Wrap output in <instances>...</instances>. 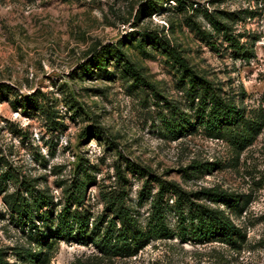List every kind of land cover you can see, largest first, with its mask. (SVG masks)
<instances>
[{
	"label": "rangeland",
	"instance_id": "374dc122",
	"mask_svg": "<svg viewBox=\"0 0 264 264\" xmlns=\"http://www.w3.org/2000/svg\"><path fill=\"white\" fill-rule=\"evenodd\" d=\"M150 1L0 0V248L8 261L38 264L25 251L40 250L9 201L45 192L56 215L82 164L92 179L78 207L91 212L90 227L110 214L107 197L124 187L146 229L164 180L199 193L191 200L221 209L242 235L183 237L172 189L164 196L172 235L150 237L133 255L54 238L43 264H264V0H154L148 8ZM107 49L106 65L97 66L96 54ZM170 49L239 105L245 120L263 122L250 144L238 145V130L215 137L188 126L198 98ZM208 189L234 200L215 201Z\"/></svg>",
	"mask_w": 264,
	"mask_h": 264
},
{
	"label": "trees",
	"instance_id": "16d2710c",
	"mask_svg": "<svg viewBox=\"0 0 264 264\" xmlns=\"http://www.w3.org/2000/svg\"><path fill=\"white\" fill-rule=\"evenodd\" d=\"M149 7H155L154 0L149 2ZM209 19L218 32L223 33L234 45L240 46L239 39L233 35L227 23L220 21L217 17L211 16ZM133 34L134 32H131L132 36H134ZM149 35L151 34L148 32L140 34L142 37ZM154 36L158 37L157 34H154ZM209 36L208 34V38H210ZM115 51L119 55H123L122 49L116 48ZM106 54H111L109 49L96 54L95 63L97 66L106 65ZM169 54L182 68L183 76L187 75L188 80L185 84L188 85L187 90L192 95V99L198 98L196 119L186 118L185 121L188 126L193 128L198 124L204 128L209 136L215 137H223L228 130L231 133L238 130L235 135L238 145L250 144L255 136L260 133L263 122L252 118L245 120V111L234 101L217 93L216 87L212 86L210 81L203 77H197L186 58L177 49H170ZM127 63L126 60L124 64L127 65ZM86 69V71L89 70V68ZM176 132L182 134L183 129L179 126ZM199 166L200 163L195 167ZM79 169L82 171H79ZM77 173L73 183L67 188L69 191L66 204L56 215L53 212L55 205L53 197L45 192L36 194L32 201H26L23 196L19 195L13 196L12 201H9L16 214L17 224L27 227L28 236L36 243V247L40 248L39 251L26 250V256L30 257L28 260L43 264V248L48 246L54 238L68 242L74 241L84 245L92 242L100 251L108 254L133 255L149 241L150 237L169 236L174 233L167 225V208L164 203L165 194L172 192V189L178 195L176 211L182 219L181 228L183 230H180V234L183 237L190 234L199 242L213 240V238L234 242L242 235L241 228L221 209L191 200L190 194L199 193H188L183 191L177 184L164 180L159 181L160 189L151 200L152 210L146 229L134 216L132 207L126 204L124 187L121 188L119 193L107 197V210L110 214L107 217L98 216L93 226L90 227L91 212L78 206H81L84 202L86 185L92 177L86 166L82 164L79 165ZM204 192L207 196H214L213 200L215 201L224 199L226 202H232L234 200L232 194L223 191L218 192L208 189ZM142 193H144V190ZM73 205L77 207L72 208ZM185 209H187V212H185ZM49 238L53 239L49 240ZM4 255L5 251L0 248V264H17L8 261Z\"/></svg>",
	"mask_w": 264,
	"mask_h": 264
}]
</instances>
